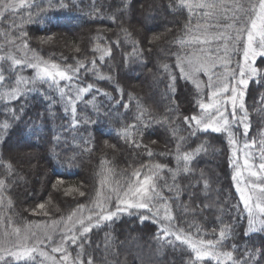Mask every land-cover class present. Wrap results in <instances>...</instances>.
Returning a JSON list of instances; mask_svg holds the SVG:
<instances>
[{
    "label": "trees",
    "instance_id": "trees-1",
    "mask_svg": "<svg viewBox=\"0 0 264 264\" xmlns=\"http://www.w3.org/2000/svg\"><path fill=\"white\" fill-rule=\"evenodd\" d=\"M28 3L30 7L0 17V54L10 52L23 61L12 65L11 73L7 71L11 62H6V78L34 77L33 69L27 67L33 57L61 67L78 63L85 67L71 82L36 86L31 91L21 85L22 97L0 98V180L4 181L0 197L7 223L64 221L79 205L92 208L98 192L107 195L110 188L124 185L133 171L143 175L142 164H160L166 167L159 172L163 179L158 190L167 198L173 219H162V207L161 217L147 210L121 213L93 228L83 251L69 244L75 260L79 254L84 264L88 257L93 264H193L194 253L188 245L164 235L161 225L167 224L204 240H218L220 231L228 228L230 234L217 245L218 250L232 252L233 259L243 264H264V230L247 231L248 214L232 179L235 167L228 134L198 131L192 136L182 122L184 116L200 112L198 105L208 99V91L201 92L183 78L178 57L200 47L222 51L218 44L188 43L199 35L197 24L210 22L203 16L207 10L190 12L180 7L179 0ZM186 26L191 31H185ZM98 46L110 48L111 55L101 59L95 51ZM229 54L236 67L233 63L239 54L231 50ZM254 66L258 75L244 90L250 125L247 137L236 123L232 131L239 143L257 141L253 149L259 154L258 142L264 139V57H258ZM88 85L92 89L77 97L76 89ZM60 87L73 97L71 103L61 98ZM7 90L0 87V95ZM14 114L19 119L13 120ZM4 123L9 124L7 129ZM125 129L127 137L122 135ZM196 148L201 150L191 161V171L177 172L179 152ZM148 152L153 155L149 157ZM168 187L173 190L169 192ZM141 213L149 218L142 220ZM29 264L41 262L35 259ZM195 264L218 262L206 258ZM220 264L232 262L221 257Z\"/></svg>",
    "mask_w": 264,
    "mask_h": 264
},
{
    "label": "snow or ice",
    "instance_id": "snow-or-ice-1",
    "mask_svg": "<svg viewBox=\"0 0 264 264\" xmlns=\"http://www.w3.org/2000/svg\"><path fill=\"white\" fill-rule=\"evenodd\" d=\"M179 5L180 7H187L190 12L193 9L207 10L203 12V16L210 18V22L196 25V31L199 32V35H194L193 39L188 43L198 46L218 44L222 49L218 53L215 47L207 49L200 47L198 51H188L182 57H178L180 60V74L186 80L195 82L200 74L211 73V75H208L206 83V88L211 90L208 102L200 103L198 105L200 112L196 115L184 116L182 122L187 126L192 136H195L198 131L228 134L229 142L234 146L233 165L236 171L232 179L237 181V191L240 193V199L243 201L244 208L248 213L249 228L255 231L256 217H264V139L258 142L261 145L258 154L260 162L258 164L252 162V153L248 151V149L256 146L257 141L255 140L251 142L245 140L243 142V163H237L240 160V156L237 155L240 149L237 146L236 133L232 131V128L234 121L239 119V123L243 125L242 135L247 137L250 125L247 123L244 89L248 87L251 78L258 75L259 70L252 66L255 59L264 57V0H179ZM30 6L28 0H0V17H3L5 13L15 12L17 8ZM185 31L191 30L186 26ZM24 47H27V45L25 44ZM230 50L231 53L235 54H239L242 51L243 63L237 62L238 70L229 69L228 67L232 63L229 54ZM95 51L101 54V59L111 55L110 48L98 46ZM9 61L11 62L7 69L9 73L12 72V65H21L23 61L10 52L0 54V87L6 86L8 88L6 92L0 95V98L7 96L11 100L18 99L25 94L21 85H24L28 91H31L36 86L45 84L51 88L58 86L60 81L71 82L80 69L85 67L82 63H78L76 67L70 65L61 67L58 63H50L39 57H33L29 66L35 69L34 77L16 80L15 78H6L4 75V64ZM218 61L220 62L219 64L217 63ZM95 63V60H93L92 64ZM217 67L226 70L216 74L214 70ZM165 70H167V66H165ZM213 75H215V79H213ZM101 79H104V77H101ZM171 79L174 81L175 77L173 76ZM92 87V85H88L87 87L77 88L76 96L79 97L82 93L90 91ZM169 87H173V85L170 84ZM196 88H200L199 83H196ZM59 92L61 98L71 103L73 97L65 93L63 87L59 88ZM238 108L244 112L243 117L237 118ZM71 111L75 113V107H72ZM229 117L232 119L230 120ZM12 119L17 120L19 117L14 114ZM2 127L7 129L9 124L4 123ZM132 127L135 126L133 125ZM146 127L147 125H141V128ZM122 135L127 137L129 135L128 129H125ZM135 146L139 147L140 145L137 144ZM200 150V148H196L191 152H179L176 156L178 165L176 171L183 173L191 171V161L195 158V155L199 154ZM152 155V152H148L149 157ZM165 167L160 164H155L152 167L142 164L141 169H146L143 175L140 170H135L124 185L110 188L107 195L98 192L96 200L92 202L93 207L86 216H77L76 211H73L67 217V220L71 222V226L65 225L66 232L61 230L58 246L53 247L52 251L65 252L62 260L68 261L70 254L67 253L63 245L70 242L83 251L84 244L89 243L87 234L93 228H99L103 222L118 218L121 213L134 215L138 210H147L153 217H161L162 207V219L166 221L173 219L167 198L158 190V181L163 179L159 172L163 171ZM169 171L172 172L173 170L169 169ZM245 171L248 179L244 178ZM172 179L175 183V172H173ZM103 184L104 181H101L102 186ZM166 184L167 182L165 181ZM3 188L4 181L0 180V191ZM167 190L171 192L173 189L168 187ZM80 195L83 196L84 193L80 192ZM113 197L116 201L115 204H112ZM0 203H2V197H0ZM8 203L11 205L10 200ZM39 207L43 209L44 204H40ZM84 207V205L78 206L80 209ZM141 218L146 220L149 217L141 213ZM57 226V222H53L51 227L55 230ZM260 226L264 229V219L260 220ZM28 230L30 228L26 226V233ZM162 231L165 236H173L174 241L188 245L191 253H194L193 264L206 258L217 260L218 264H220L221 257H226L232 264H243L242 261L233 259L232 252H220L217 248V245L222 244V241L230 234V229L228 228L220 231L218 240L193 238L183 233L180 229L171 230L167 226ZM12 234L17 238V242L12 247L6 246L8 243L7 239L0 240V264H19L21 261L24 264H29V262L35 261L36 257L33 254L37 252V247L35 245L29 247L27 244L20 243L21 239L28 240L31 237L27 234L22 237L20 227L13 228ZM4 235L7 237L9 233L5 232ZM34 235L32 233V236ZM46 239L51 241L52 237L48 236ZM174 241H168V243L175 246ZM246 255L252 256L253 259L256 258L251 252ZM72 264H84V261L79 259L78 254L77 259ZM87 264H93L91 257H88Z\"/></svg>",
    "mask_w": 264,
    "mask_h": 264
},
{
    "label": "rangeland",
    "instance_id": "rangeland-1",
    "mask_svg": "<svg viewBox=\"0 0 264 264\" xmlns=\"http://www.w3.org/2000/svg\"><path fill=\"white\" fill-rule=\"evenodd\" d=\"M205 47H207V46H205ZM217 50H218V53H219V49L218 48H217ZM46 61H49V60H46ZM49 62L51 63V61H49ZM237 62H239L240 64L243 63V61H242V51L239 53V57L234 60L233 65H236V67H232V63H231L228 66L229 69H237L238 70ZM217 63L219 64L220 62L218 61ZM252 66L255 67L254 63L252 64ZM27 67L31 68L29 66V64L27 65ZM218 68L220 70H218L216 72L215 70L218 69ZM216 69L214 70L216 74H220L221 72L226 70V69H223V68H220V67H217ZM33 71H34V74H35V69H33ZM208 75H211V73H209V74H200L198 79L194 82V84L195 85H196V83L200 84L199 90L201 92L207 90L208 91V99H209L210 95H211V90L206 88V83L208 81ZM23 77H26V75H23ZM213 79H215V75H213ZM208 99L206 101H203V102H208ZM236 115H237V118L243 117L244 116V112L241 111L238 108ZM229 119L231 120L232 118L229 117ZM235 123H236V125H240L242 127V130H243V125L239 123V119L234 121V124ZM243 142H245V141H243ZM243 142L242 143L238 142V145H237L239 147V149H240V151L237 152V155L240 156V160L237 161V163H241V164L243 163V151H244V149L242 147ZM233 147L234 146L232 145V152H233ZM248 151H250L252 153V162L258 164L260 162L259 160H257L258 153L256 154L255 150L253 148L248 149ZM235 171H236V169H235ZM235 171H234V175H235ZM244 178L248 179L246 171L244 172ZM250 179L254 180L255 178H250ZM235 185L237 187V181H235ZM239 195H240V193H239ZM91 209L92 208H90V207H84L82 209H78L76 211L77 216H80V215H85L86 216ZM73 219H75V217H73ZM262 219H264V217H259V216L256 217V223L254 225V227L256 228L255 231L264 230L260 226V220H262ZM52 224H53V222H40V221L37 222L36 220L32 221L31 223L29 222L26 225L20 224L19 226H16L15 224H8L6 219H5V216H4L3 212L1 211V203H0V240L7 239V241H8V243L6 245L7 247H12L17 242V238H16L15 235L12 234V231H13V228L20 227L21 228V236L22 237L25 234H27V235H29L31 237L28 240L21 239L20 243L27 244L29 247L35 245L37 247V252L34 253L33 255L36 257V259L40 260L41 264H72V262L75 259L73 258L72 252H71L70 247H69V244H71L70 242L65 244V245H63V247L66 249L67 253L70 254L68 261H63L62 260V257L65 254V252H63V251L62 252H53L52 251L53 247L58 246L59 234H60L61 230L66 232L67 229L65 228V225L71 226V222H69L67 219H65L64 221L63 220L62 221H57L58 226H57V228L55 230H53V228L51 227ZM26 226H29V228H30V230H28L27 233H26ZM166 226L170 227L167 224H162L161 225V229H163ZM170 229H171V227H170ZM247 231L248 232H253L249 228V219H248ZM5 232L9 233V235L7 237H5V235H4ZM32 233H34L35 235L32 236ZM48 236L52 237L51 241L46 239V237H48ZM41 253H43V255H41ZM79 259H80V257H79Z\"/></svg>",
    "mask_w": 264,
    "mask_h": 264
}]
</instances>
